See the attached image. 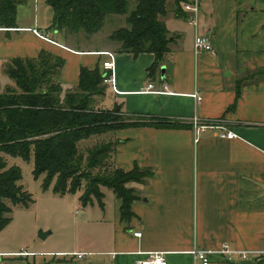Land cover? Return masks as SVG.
I'll return each mask as SVG.
<instances>
[{
	"label": "crops",
	"instance_id": "obj_1",
	"mask_svg": "<svg viewBox=\"0 0 264 264\" xmlns=\"http://www.w3.org/2000/svg\"><path fill=\"white\" fill-rule=\"evenodd\" d=\"M24 1L18 7L17 28H0V74L12 59H34L47 51L64 59L59 83L67 91L78 86L82 69L103 71V63L109 60L103 53L111 52L118 93L104 84L96 108L111 111L119 106L134 120L157 119L178 126L125 127L83 141L112 142L114 168L139 167L152 176L128 184L138 196L130 222L122 221V201L110 188H101L102 203L93 199L86 206L80 202L82 190L77 203L86 217L85 233L81 238L74 234V244L66 249L39 254L53 256L58 264L86 259L88 264H134L149 253L164 252L168 264H194L193 249L218 251L228 244L252 253L248 260L233 264H264V0H200L199 32L211 38L214 51L199 57L194 53L196 30L182 8L189 0H168L163 21L172 42L162 66L164 78L162 68L150 77L153 54L120 53L110 34L107 46L80 49L50 30L52 20L42 24L38 13L22 24L20 11L30 0ZM151 83L156 89L166 86V93L144 92ZM196 93L201 102L193 97ZM195 117L205 126L223 123V129L201 131L196 141ZM226 130L237 138H222ZM136 232L142 236L135 237ZM77 243L85 244V249L79 250ZM28 253L0 252V257L32 256L28 264H36L38 253Z\"/></svg>",
	"mask_w": 264,
	"mask_h": 264
},
{
	"label": "trees",
	"instance_id": "obj_2",
	"mask_svg": "<svg viewBox=\"0 0 264 264\" xmlns=\"http://www.w3.org/2000/svg\"><path fill=\"white\" fill-rule=\"evenodd\" d=\"M24 0H0V28H17L18 7ZM168 0H46L53 12L50 30L66 39L103 30L109 17H125V25L109 39L120 45V53L137 57L151 53L155 62L149 69L155 77L170 51L172 36L163 18ZM179 4V3H178ZM182 13L179 8L177 15ZM64 59L42 51L37 58H17L4 64L13 87L0 88V232L12 222L13 207L33 203L20 182L18 167H8L1 154L30 159L34 156L36 179L45 176L43 189L54 184V194L66 196L84 190L80 197L86 206L97 199L101 188H110L122 201L121 219L130 222L132 204L138 199L130 183H142L152 176L135 167L124 171L113 167L115 145L100 142L82 149L81 143L125 127L175 128V123L148 119L134 120L118 106L111 111L96 108L105 91L104 74L99 68L82 69L77 87L64 91L59 83Z\"/></svg>",
	"mask_w": 264,
	"mask_h": 264
},
{
	"label": "rangeland",
	"instance_id": "obj_3",
	"mask_svg": "<svg viewBox=\"0 0 264 264\" xmlns=\"http://www.w3.org/2000/svg\"><path fill=\"white\" fill-rule=\"evenodd\" d=\"M38 13L40 22L49 25L53 20V12L46 0H30L26 8H21L19 19L22 24L30 20L32 15ZM125 17H109L103 30L97 36H89L82 33L78 36H69L70 45L80 49L100 48L107 46L108 34L125 25ZM94 39V40H92ZM4 71V70H3ZM4 72L0 74V88L4 91L6 87L15 86ZM9 79V80H8ZM93 143L88 141L82 145V149L92 147ZM92 145V146H91ZM7 162L8 167H18L22 172L20 182L24 191L31 197L33 203L29 207H13L12 222L0 232V252L18 253L15 255L29 256L28 252H36V264H58L54 257L48 254L68 248L73 240V235L85 233L86 217L82 216L83 207L77 203L81 191L70 194L65 198L55 196L54 184L48 189H43L45 176L36 179L34 171V156L26 160L21 157H12L1 154ZM84 193V190H83ZM82 193V194H83ZM40 232H50L45 239L39 237ZM81 238V237H80ZM80 249H85V244H76ZM5 255L0 257V264H28L33 257L24 258ZM35 255V254H32ZM58 260V259H56ZM89 259L78 264H88ZM60 264V263H59ZM75 264V263H74Z\"/></svg>",
	"mask_w": 264,
	"mask_h": 264
},
{
	"label": "built area",
	"instance_id": "obj_4",
	"mask_svg": "<svg viewBox=\"0 0 264 264\" xmlns=\"http://www.w3.org/2000/svg\"><path fill=\"white\" fill-rule=\"evenodd\" d=\"M183 11L189 15V22L196 30V36L194 40V53L196 56H200L204 53H211L214 51V47L212 45L211 38L208 35L201 34L199 32L200 28V13H201V5L200 0H189L182 5ZM37 36L48 39V37L44 36L37 30L33 31ZM104 55L108 56L109 60L103 63V74H104V84L110 85L113 87L114 91L118 93L116 89V79H115V54L111 52H104ZM167 87H163V89H156L155 86L151 83L145 89L146 93L153 94H165ZM193 97L201 102L203 98L199 96L197 93L193 95ZM194 128L196 129L198 141V135L201 131H204L209 128H220L223 129V123H214L215 126H205L204 124L199 122L197 117L194 118L193 121ZM221 125V126H219ZM222 138L226 139H235L237 138V134L231 130L224 131L221 135ZM135 237L140 238L142 236V232L133 233ZM194 264H213L215 261L228 262L233 264L237 259L242 261H246L249 259V256L252 254L248 251L236 250L230 247L228 244H223L218 251H207L203 249L195 248L190 252ZM79 258H82L83 255L79 254ZM134 264H168V260L166 257V253L164 252H155L147 254L143 259H138L134 262Z\"/></svg>",
	"mask_w": 264,
	"mask_h": 264
},
{
	"label": "water",
	"instance_id": "obj_5",
	"mask_svg": "<svg viewBox=\"0 0 264 264\" xmlns=\"http://www.w3.org/2000/svg\"><path fill=\"white\" fill-rule=\"evenodd\" d=\"M165 71H166V68L165 67H163L162 68V77L164 78V75H165ZM51 233L50 232H46V233H44V232H40V234H39V237L41 238V239H45L48 235H50Z\"/></svg>",
	"mask_w": 264,
	"mask_h": 264
}]
</instances>
